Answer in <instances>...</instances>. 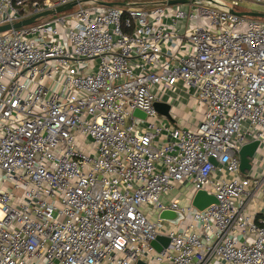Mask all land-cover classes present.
I'll return each instance as SVG.
<instances>
[{
  "label": "built area",
  "instance_id": "built-area-1",
  "mask_svg": "<svg viewBox=\"0 0 264 264\" xmlns=\"http://www.w3.org/2000/svg\"><path fill=\"white\" fill-rule=\"evenodd\" d=\"M163 1L0 0V26L77 3L0 32V264H264V180L239 155L264 145V21ZM165 92L201 105L195 128L157 112Z\"/></svg>",
  "mask_w": 264,
  "mask_h": 264
},
{
  "label": "water",
  "instance_id": "water-1",
  "mask_svg": "<svg viewBox=\"0 0 264 264\" xmlns=\"http://www.w3.org/2000/svg\"><path fill=\"white\" fill-rule=\"evenodd\" d=\"M192 1L194 0H167V1H163V3H167L168 5H176V4H185V3L192 2ZM76 4H77L76 2L69 3L67 5L57 7L56 9H53V10H47V11L38 13L28 19L21 20L14 24H7V25L0 26V32H4V31H8L13 28H19L22 26L33 24L37 22L40 18L46 17L48 15H55L58 13L72 10ZM104 4L108 6L125 5L123 2H104ZM233 12L238 15H245V16L256 17V18H264V13L238 11V10H233ZM154 107L159 114L164 115L169 120L173 121L171 113H170L171 106L168 103L156 101L154 103ZM133 115L136 117H141L143 119L146 118V113L140 111L139 109H135L133 112ZM259 146H260V142L258 140L248 142L247 144L242 146L239 152L240 159H241V164H240L241 172L246 173V171L252 169L253 167L252 160L254 159L257 153V150L259 149ZM211 161L213 164L217 165V162L215 159L212 158ZM217 202L218 201L215 195L212 193H209L206 190L196 191V193L194 194L192 198V204L199 210H204L211 204H214ZM183 218H184V215L182 213H180L179 211L171 210V209H164L158 215L159 220L167 221L175 225L179 224V222ZM169 242H170L169 238L159 235L152 242V246L156 250L161 251L164 247L168 246ZM136 264H148V263H146L143 260H138Z\"/></svg>",
  "mask_w": 264,
  "mask_h": 264
},
{
  "label": "crops",
  "instance_id": "crops-1",
  "mask_svg": "<svg viewBox=\"0 0 264 264\" xmlns=\"http://www.w3.org/2000/svg\"><path fill=\"white\" fill-rule=\"evenodd\" d=\"M174 92H165L160 95L161 99L164 101H169V105L171 106V116L173 121L169 120L171 123H179L180 125L190 126L191 128H195L199 121L202 118V112L201 108L198 110H190L188 114L185 115L183 112L184 108L182 104L178 101L175 103L171 100L172 96H174ZM195 101L193 100L192 103ZM180 118L179 122L177 121ZM253 167L251 170L246 171V173L241 172V174L250 178L254 179H261L264 180V145L261 144L259 146V149L257 150V153L252 160ZM249 190H253V187H249ZM249 213L251 216H253L255 219L263 216L264 214V206L261 202V192L260 190L257 191V200L250 204ZM156 216V215H153ZM158 219V216H156ZM155 219V220H157Z\"/></svg>",
  "mask_w": 264,
  "mask_h": 264
},
{
  "label": "rangeland",
  "instance_id": "rangeland-1",
  "mask_svg": "<svg viewBox=\"0 0 264 264\" xmlns=\"http://www.w3.org/2000/svg\"><path fill=\"white\" fill-rule=\"evenodd\" d=\"M132 1L136 4H138V6H141V5L142 6H151V5L159 3L160 1H163V0H132ZM200 2L207 4L203 0H201ZM239 4H240L241 10H244L247 12L264 13V6L258 5L256 3L250 1V0H245L243 2L239 1ZM207 5H210V4H207ZM64 13L62 12V13H58L55 15H48L45 17V19H53V18L58 17ZM260 20L264 21V18H260ZM192 101H193L192 97H185V95L180 97L179 102L182 104V106L184 108L183 112L185 113V115L188 114L190 110H198L199 108H201V105H198L197 102L192 103ZM161 116L164 117L165 119H168L164 115H161ZM179 120H180V118L177 121L179 122ZM171 197L172 198L174 197V193L171 195ZM145 208H146L145 211L148 212V210L151 208V206H146ZM152 219L155 220L157 218H156V216H152Z\"/></svg>",
  "mask_w": 264,
  "mask_h": 264
},
{
  "label": "trees",
  "instance_id": "trees-1",
  "mask_svg": "<svg viewBox=\"0 0 264 264\" xmlns=\"http://www.w3.org/2000/svg\"><path fill=\"white\" fill-rule=\"evenodd\" d=\"M38 1H42V0H38ZM254 18H256V17H254ZM258 19V18H257Z\"/></svg>",
  "mask_w": 264,
  "mask_h": 264
}]
</instances>
